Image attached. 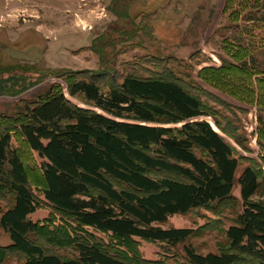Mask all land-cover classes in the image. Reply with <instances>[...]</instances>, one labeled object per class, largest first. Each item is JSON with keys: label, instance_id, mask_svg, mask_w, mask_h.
I'll return each instance as SVG.
<instances>
[{"label": "trees", "instance_id": "1", "mask_svg": "<svg viewBox=\"0 0 264 264\" xmlns=\"http://www.w3.org/2000/svg\"><path fill=\"white\" fill-rule=\"evenodd\" d=\"M82 73L65 74L66 90L52 84L37 99L22 100L14 114L0 116V194L7 200H0V236L2 230L10 234L12 246L27 255L25 264H131L93 232L74 236L70 253L43 247L37 239L50 237L41 235L43 225L30 214L44 200L73 228L175 245L195 230L159 224L230 199L236 183L242 209L226 229L222 250L202 254L188 246L186 258L191 264H264V192L255 198L264 167L248 160L237 177L243 157L202 119L215 114L192 83L186 87L158 69L109 84ZM14 139L41 158L43 199L32 189V170Z\"/></svg>", "mask_w": 264, "mask_h": 264}, {"label": "rangeland", "instance_id": "2", "mask_svg": "<svg viewBox=\"0 0 264 264\" xmlns=\"http://www.w3.org/2000/svg\"><path fill=\"white\" fill-rule=\"evenodd\" d=\"M157 69L186 87L192 83L231 130H220L215 117H202L243 157L237 177L248 160L264 167V0H0V116L14 114L22 100L37 99L52 84L66 90L65 74L82 70L79 76H101L98 81L109 84L127 73ZM12 146L20 147L32 170V189L43 199L41 158L17 139ZM263 192L264 177L255 198ZM0 200L7 205L1 194ZM241 209L236 183L230 199L170 215L159 225L195 230L175 245L73 228L45 200L30 217L43 225L41 235L50 237L37 239L49 250L70 253L74 236L93 232L131 264H191L185 248L202 254L222 250L226 229ZM26 259L2 230L0 264H25Z\"/></svg>", "mask_w": 264, "mask_h": 264}, {"label": "water", "instance_id": "3", "mask_svg": "<svg viewBox=\"0 0 264 264\" xmlns=\"http://www.w3.org/2000/svg\"><path fill=\"white\" fill-rule=\"evenodd\" d=\"M212 124V123H211Z\"/></svg>", "mask_w": 264, "mask_h": 264}]
</instances>
